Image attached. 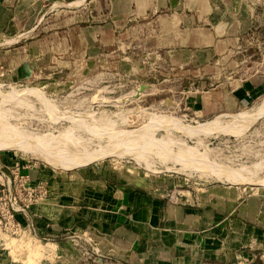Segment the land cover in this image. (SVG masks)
Here are the masks:
<instances>
[{"label": "crops", "instance_id": "crops-1", "mask_svg": "<svg viewBox=\"0 0 264 264\" xmlns=\"http://www.w3.org/2000/svg\"><path fill=\"white\" fill-rule=\"evenodd\" d=\"M58 8L44 34L41 21ZM35 30L38 55L24 63V78L39 71L51 43L62 51L55 64L65 65L97 45L118 52L128 42L133 54L160 52L174 66L170 77L203 63L199 54L211 63L222 62L220 52L235 57L198 95L206 111L264 93V74L240 76L244 52L259 48L264 34V8L249 0H0V47ZM193 80L191 89L204 83ZM44 191L0 235V264H264L262 192L157 185L104 165L69 172Z\"/></svg>", "mask_w": 264, "mask_h": 264}, {"label": "rangeland", "instance_id": "rangeland-1", "mask_svg": "<svg viewBox=\"0 0 264 264\" xmlns=\"http://www.w3.org/2000/svg\"><path fill=\"white\" fill-rule=\"evenodd\" d=\"M249 1L264 8V0ZM60 10L41 21L49 29L44 34L52 32L51 20ZM23 34L0 47V140L20 143L0 149V235L8 233V217L17 215L12 205L19 210L22 203H41L44 189L87 167L104 165L169 187L181 181L193 188L264 193V93L230 110L206 111L198 98L211 87L212 75L218 69L226 72L235 57L220 52L215 57L222 62L215 64L199 54L203 63L189 64L170 77L174 66L165 64L160 52L140 47L133 54L128 42L118 52L97 45L96 53L77 54L65 65L55 64L62 51L51 43L39 71L24 78V63L38 55L30 45L41 33ZM259 43L244 52L246 68L240 76L264 74V34ZM193 79L204 83L191 89ZM141 85L147 89L139 93ZM47 150L78 161L71 168L55 166L42 158ZM226 172L252 175L259 183L229 181ZM41 189L43 199L37 200Z\"/></svg>", "mask_w": 264, "mask_h": 264}, {"label": "bare ground", "instance_id": "bare-ground-1", "mask_svg": "<svg viewBox=\"0 0 264 264\" xmlns=\"http://www.w3.org/2000/svg\"><path fill=\"white\" fill-rule=\"evenodd\" d=\"M24 94V93H23ZM262 110V109H261ZM263 112V111H262ZM257 113H259V112H257ZM253 114V113H252ZM243 115V114H242ZM236 118V117H235ZM234 118V119H235ZM252 118V117H251ZM236 119H242V120H244L243 118H241V117H238V118H236ZM247 119H248V117H247ZM218 121V123H220L219 122V120H217ZM247 121V120H246ZM215 125H217V123H214ZM6 133V132H5ZM18 137V136H17ZM21 138V137H20ZM4 139H2V140H0V149H11V148H13V146H14V144L16 143V142H12L11 140L9 141V140H4ZM16 144H18V145H20V143H16ZM40 147V146H39ZM46 146H44V148H45ZM42 148V146L40 147V149ZM38 149V148H37ZM47 149V148H46ZM35 151H36V149H35ZM41 151H43V150H41ZM38 152V151H37ZM40 153V151L38 152V154ZM41 154V153H40ZM55 154H53V152L52 151H50V150H47V151H45V152H43L42 154H41V156H42V158L46 161V162H49V163H52V164H54L55 166L56 165H60L61 167H63V168H71V167H74L75 166V164H76V161H78V160H76L75 158V160L76 161H74V159L73 160H71V162L70 161H68L69 160V157H68V155L67 154H63V153H61V155H60V157H56V156H54ZM56 155H58L57 153H56ZM64 155V156H63ZM71 158V157H70ZM73 161V162H72ZM51 165V164H50ZM255 167V166H254ZM257 167V166H256ZM259 167V166H258ZM245 169V168H244ZM240 170H242V169H240ZM254 170V169H253ZM252 170V171H253ZM226 171H228V170H226ZM250 171H251V169H250ZM245 172V171H244ZM246 172H247V170H246ZM249 172V171H248ZM226 173H228V176L226 177L229 181H235V182H240V183H243V184H245V185H253V184H256L257 185V183H259V181L258 180H255L254 178H251L252 177V175H251V177L250 176H243V175H240V174H235V173H233V172H226ZM224 174V173H223ZM258 178V177H257ZM259 179V178H258ZM262 182L264 181V178L261 180ZM260 185V184H259Z\"/></svg>", "mask_w": 264, "mask_h": 264}, {"label": "built area", "instance_id": "built-area-1", "mask_svg": "<svg viewBox=\"0 0 264 264\" xmlns=\"http://www.w3.org/2000/svg\"><path fill=\"white\" fill-rule=\"evenodd\" d=\"M40 191L42 192V194L38 196V199L37 200H42L43 199L44 191H43V189H41ZM28 206L29 205H27V203H22L21 205H19V207H20L19 210L14 205H12V208H13L14 212L17 213V215H18L19 212L27 210L28 209ZM15 216L16 215L14 214V215H11L10 217H8V222H7L8 229L6 227V231L7 232L10 231L9 229L12 227V223L14 222ZM12 232H13V230H12Z\"/></svg>", "mask_w": 264, "mask_h": 264}, {"label": "water", "instance_id": "water-1", "mask_svg": "<svg viewBox=\"0 0 264 264\" xmlns=\"http://www.w3.org/2000/svg\"><path fill=\"white\" fill-rule=\"evenodd\" d=\"M145 89H147V86H145V85H141V86H140V91H139V93H140V92H143ZM139 93H137V96L139 95Z\"/></svg>", "mask_w": 264, "mask_h": 264}]
</instances>
